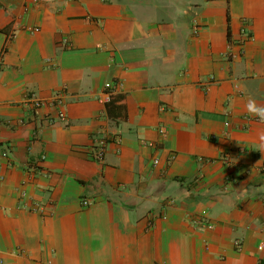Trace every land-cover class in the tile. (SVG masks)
<instances>
[{"label":"crops","instance_id":"0c3cea01","mask_svg":"<svg viewBox=\"0 0 264 264\" xmlns=\"http://www.w3.org/2000/svg\"><path fill=\"white\" fill-rule=\"evenodd\" d=\"M249 98L264 0H0V264H264Z\"/></svg>","mask_w":264,"mask_h":264},{"label":"built area","instance_id":"2783aa9c","mask_svg":"<svg viewBox=\"0 0 264 264\" xmlns=\"http://www.w3.org/2000/svg\"><path fill=\"white\" fill-rule=\"evenodd\" d=\"M32 30V29H31ZM121 83L120 82H107L105 84V89H106V94H107V98H109L110 94L112 92H114L116 89L120 88ZM33 103L35 106H42L43 102L39 99H34ZM53 104H55L56 106H58V113L57 116H52V115H47V120L49 122H55L56 120H64L66 118V112L64 109V101L62 99L61 95H56V97L54 98ZM1 122V121H0ZM160 132L163 136L166 135V130L164 127H160ZM107 141H108V137L107 135H103L100 136L97 141L96 144L93 146L92 148V157L94 159H97L99 161L103 160L105 153H106V146H107ZM2 155H6V152H2ZM43 158L45 157L44 155L42 156ZM175 157V154H171L170 158L173 159ZM159 162V157L155 156L152 159V164L156 165ZM91 203V201L88 198H83L82 199V204L83 205H89ZM209 227H211V223L208 224Z\"/></svg>","mask_w":264,"mask_h":264},{"label":"clouds","instance_id":"9594fccd","mask_svg":"<svg viewBox=\"0 0 264 264\" xmlns=\"http://www.w3.org/2000/svg\"><path fill=\"white\" fill-rule=\"evenodd\" d=\"M245 110L249 115L256 117L260 123L264 124V104H258L254 98H249L245 104ZM258 140L261 147L264 148V131L258 133Z\"/></svg>","mask_w":264,"mask_h":264}]
</instances>
